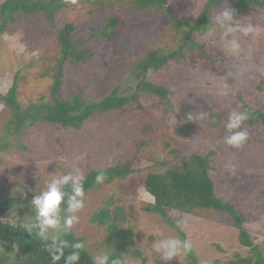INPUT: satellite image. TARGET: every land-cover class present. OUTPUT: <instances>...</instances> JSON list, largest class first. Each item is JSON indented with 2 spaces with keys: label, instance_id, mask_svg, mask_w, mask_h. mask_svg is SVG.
<instances>
[{
  "label": "rangeland",
  "instance_id": "obj_1",
  "mask_svg": "<svg viewBox=\"0 0 264 264\" xmlns=\"http://www.w3.org/2000/svg\"><path fill=\"white\" fill-rule=\"evenodd\" d=\"M168 1L177 18L193 20L208 0ZM129 2L69 0L53 21L38 13L10 22L0 33V94L8 92L18 74L17 102L22 110L53 102L52 71L47 70L61 55L57 35L67 22L75 26L73 36L80 39L79 48L91 49L94 55L85 63L65 64V82L59 96L72 100L79 95L84 100L100 101L115 88L121 94L131 93L138 81L133 71L135 63L152 48L165 52L179 48L189 28L174 26L165 10H137L130 8ZM224 7L232 8L231 0L220 1L212 16ZM112 16L120 24L109 40L101 32ZM235 18L253 24L257 30L254 36L236 33L244 49L241 56L225 53L218 28L212 35L195 32L191 40L204 44V55L198 46L192 53L186 49V58L171 60L149 74L151 81L171 90V105L142 93L138 101L121 109L91 117L81 129L38 120L15 132L6 126L12 112L0 98V199L17 195L20 199L5 218L10 220L13 212L14 221L33 222L35 211L26 201L31 203L34 195L46 190L54 176L74 168L86 176L91 170L133 160L136 172L125 179H103L98 188L86 194L85 207L77 213L79 223L72 229L91 245L88 248L94 255L106 250L100 242L107 231L91 222L90 216L109 199L113 200L111 208L125 207V225L131 227L134 247L146 258L144 262L128 254L121 264H165L153 244L169 237L191 240L192 253L200 263L228 260L236 252L244 256L253 253L251 247L240 243L238 229L228 214L207 209L171 210L165 219L146 210L154 199L142 185L134 189L126 186L132 177H144L159 162L165 161L163 169L171 168L192 153H200L209 155L216 194L246 214L244 226L264 256V124L243 123L241 130L247 131L249 139L242 148H233L224 139L229 135L225 125L232 111L246 112L244 103L264 111V6H248ZM199 112L207 116L198 122ZM190 114L192 120L188 119ZM17 185H22L27 195L18 194ZM177 217L187 220L184 231L172 224ZM4 253L9 254L0 245V254ZM12 260L2 264H15ZM189 260L188 253L168 264H187Z\"/></svg>",
  "mask_w": 264,
  "mask_h": 264
},
{
  "label": "trees",
  "instance_id": "obj_2",
  "mask_svg": "<svg viewBox=\"0 0 264 264\" xmlns=\"http://www.w3.org/2000/svg\"><path fill=\"white\" fill-rule=\"evenodd\" d=\"M69 0H4L0 7V33H3L8 28L10 22H17L22 16H31L33 14H43L47 19L52 20L56 13L64 8ZM95 3H100L101 0H90ZM222 0H208L196 19L182 20L175 16L172 7L168 0H130V8L137 10L153 9L157 11H166L172 19L174 26L189 28L185 33L184 43L179 48L165 52L156 47L148 50L146 55L138 60L134 67L135 78L138 81L132 88L131 93L121 94L118 89H114L112 93L107 95L100 101L84 100L79 95H76L72 100L63 99L59 96L62 86L65 82V64L85 63L91 60L94 55L91 49L79 48L80 39L75 40L73 32L75 26L72 23H66L57 35L58 44L60 46L61 55L57 60L52 71L53 78L51 85V95L53 102L33 104L22 110L17 102L18 93V74H15L13 85L6 94H0L1 100L11 109L12 115L7 122L8 129L12 128L16 131H21V127L25 125H34L36 121L41 120L51 125L62 126L64 128L81 129L84 123L91 117L107 112L116 111L124 106L138 101L142 93H150L160 98L166 105H171L169 102V94L171 90L157 84L149 79V74L152 71H158L168 65L171 60H179L186 58V49L190 53L198 47L203 51L204 44L198 45L191 36L195 32L205 34L213 25L210 23L213 8ZM232 9L235 10L237 16L245 12L248 6H264L262 0H231ZM120 24L118 18L112 16L107 21L101 35L109 40L113 39L117 33V26ZM184 32V30H182ZM198 46V47H197ZM196 55L197 54L196 52ZM195 55V57H196ZM194 57V58H195ZM264 83V82H262ZM260 88V86H259ZM245 111L249 114V119L244 123L249 126L256 124H264V111L260 108L250 106L247 103L243 104ZM159 164V165H158ZM134 161L118 162L116 165L105 167L99 170H91L85 176L84 189L85 193L98 188L101 183H96V176L103 171L104 179L114 181L116 179H125L132 173L136 172ZM157 167H150L147 174L138 179L132 177L129 185L131 188L137 187L139 184L151 194L153 201L146 205L148 212L160 215L163 218L169 217L171 210L183 212H193L196 209H207L219 211L228 214L234 226L238 229V239L244 246L252 248L253 253L242 255L236 252L234 256L228 260L219 258L213 259L207 263L198 262L194 253L190 252V260L187 264H264V256L260 248L255 244L250 232L244 226L247 220L245 213L240 212L233 202H226L216 194L214 180L210 175V158L209 155L200 153H192L180 165L164 168L165 161L157 163ZM65 191L71 192L70 186H65ZM29 205L30 202L26 201ZM15 203H20L19 196L7 197L0 199V245L6 247V252L9 254H0V264L12 259L15 264H64V260L60 259L53 261L48 251L45 249V242L34 235L28 234L25 222L14 221L10 226V220L5 218ZM112 199L106 200L105 205L94 210L90 216V221L102 226L107 231L106 238L100 242L106 247L103 254H107L110 258L109 264L112 261H118L119 264L128 254L142 257V252L134 247V239L131 234V227L125 225L127 221V213L125 207L117 205L115 209L111 208ZM66 207V206H65ZM172 224H175L173 222ZM177 227V226H176ZM178 228V227H177ZM179 229V228H178ZM183 235L184 233L181 232ZM55 237L57 242L66 241L65 255L73 251L70 245L81 242L85 245V250L81 253L78 264H92L94 253L89 250L83 236H79L72 229L68 234L49 233L51 243L52 237ZM98 243V242H97ZM99 244V245H100ZM219 250L222 248L218 245ZM13 252V253H12Z\"/></svg>",
  "mask_w": 264,
  "mask_h": 264
},
{
  "label": "clouds",
  "instance_id": "obj_3",
  "mask_svg": "<svg viewBox=\"0 0 264 264\" xmlns=\"http://www.w3.org/2000/svg\"><path fill=\"white\" fill-rule=\"evenodd\" d=\"M196 16V15H195ZM198 17V16H197ZM235 10L230 7L219 9L216 14L210 17V23L213 25L208 29V34L212 35L216 29H219L220 41L226 54L239 57L244 53V49L236 33L244 36H254L256 28L251 23H242L236 19ZM207 116L206 112H199L196 121ZM192 114L188 119H191ZM249 119L247 112L232 111L228 116V122L225 125L229 135L225 136V142L233 148H242L249 139V134L242 129L243 123ZM230 167V166H229ZM85 176L79 168H74L71 172L62 176H54L46 184V190L33 196L31 206L35 211L33 222L26 225L28 234L34 235L45 242V249L48 251L53 261L64 260V264H78L81 253L85 250V245L81 242L73 243L70 248L73 251L65 255L66 241L57 242L53 236L51 243L49 233L58 232L68 234L73 226L79 223V213L85 207ZM104 172L101 171L95 178L96 183H102ZM65 186H70L71 192L65 191ZM18 194L27 195L23 186L16 187ZM66 206V207H65ZM62 212L68 213L62 216ZM10 226L14 223L13 212L9 216ZM176 226L184 231L187 226V220L183 217H177ZM153 250L159 259L165 264L169 261L179 258L181 255H187L192 252L193 244L189 239L181 240L175 237L161 239L153 244ZM110 258L107 254L98 253L92 257V264H109ZM111 264H119L118 261H112Z\"/></svg>",
  "mask_w": 264,
  "mask_h": 264
}]
</instances>
